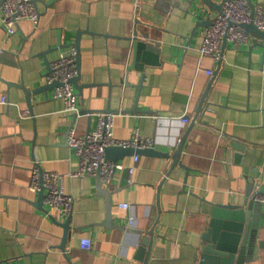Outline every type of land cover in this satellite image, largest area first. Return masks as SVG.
<instances>
[{
	"label": "crops",
	"instance_id": "0c3cea01",
	"mask_svg": "<svg viewBox=\"0 0 264 264\" xmlns=\"http://www.w3.org/2000/svg\"><path fill=\"white\" fill-rule=\"evenodd\" d=\"M254 1L264 8V0ZM37 6L36 24L23 19L12 35L0 24V264H194L209 202L243 204L252 184L264 191V47L227 40L221 62L202 57L206 25L195 31L199 17L189 0H37ZM137 31H148L160 46L159 63L144 71L134 66ZM77 41L82 107L123 110L115 115L118 138H131L138 127L171 154L119 159L109 195L96 175H71L80 162L65 137L73 125L92 131L97 118L64 111L54 87L40 88L49 65ZM24 109L33 116L19 118ZM183 137L180 162L191 169L177 164L167 176ZM35 160L67 174L64 186L75 198L67 238V217L44 199L42 208L40 193L29 187ZM261 211L255 237L263 246L244 264H264V203ZM130 213L136 224L128 227ZM152 229V246L141 250ZM83 237L93 241L90 249Z\"/></svg>",
	"mask_w": 264,
	"mask_h": 264
},
{
	"label": "built area",
	"instance_id": "2783aa9c",
	"mask_svg": "<svg viewBox=\"0 0 264 264\" xmlns=\"http://www.w3.org/2000/svg\"><path fill=\"white\" fill-rule=\"evenodd\" d=\"M139 4H137L138 6ZM222 11L217 12L213 22L207 25L203 31L202 43L199 52L202 57L208 56L213 60L221 62L224 58V40L232 41L235 46L241 44L248 45L253 39L252 33L241 26L242 23L254 22L264 29V8L261 3H254L251 7L248 0H227L222 6ZM40 17L37 0H3L0 5V24L6 33L12 35L17 31L19 22L23 19L32 20L35 24ZM3 49H0L2 52ZM78 48L75 43L66 52L50 64V70L46 73V82L58 81L54 88V97L64 101V111L76 116L87 115L97 118L96 127L92 131L80 133L76 125L70 126L65 134L66 140L74 154L79 159L80 167L73 176H97L101 175L104 185L113 181L118 162L107 157L106 148L111 145L134 148H146L153 146L154 140L151 137H144L140 134L138 127L135 128L133 136L128 139H120L114 134L115 115L123 110H85L80 101L76 83L73 78L79 73ZM209 74L212 69L207 70ZM3 102L10 103L7 97H3ZM33 116L31 110H21L18 117ZM139 154H135L138 160ZM130 177L129 183H133L132 174L135 171L133 165L127 167ZM31 180L29 187L31 190L40 193L45 190L44 201L51 211H58L64 217H68L73 212L75 198L65 189L66 173L44 170L38 161H33L31 169ZM255 200L264 203V192L256 187L253 192ZM120 205L130 210L128 202ZM128 227L136 224V216L130 213L127 217ZM82 247L90 249L93 241L89 237L81 239Z\"/></svg>",
	"mask_w": 264,
	"mask_h": 264
},
{
	"label": "water",
	"instance_id": "95a60500",
	"mask_svg": "<svg viewBox=\"0 0 264 264\" xmlns=\"http://www.w3.org/2000/svg\"><path fill=\"white\" fill-rule=\"evenodd\" d=\"M3 0H0V5ZM164 1V0H162ZM170 0H167V2ZM190 5L195 7L196 14L199 17V20L196 24L195 31H197L201 26H207L213 22L214 17L217 12H221L222 6L227 0H189ZM248 3L251 7L254 6V0H248ZM206 15L204 19L202 16ZM241 26L253 35V46L261 45L264 47V42L259 41L264 39V29L257 26L254 22L242 23ZM227 39L224 40L223 52L224 55L226 48ZM78 48V66L79 73L73 78L74 83H76L77 88L81 85L78 83V78L81 71L80 66V48L78 47V41L75 43ZM132 47L134 49V66L142 71L145 70L147 64H157L158 52L160 51L159 43H156L154 40H151L149 32L145 31L142 35L137 31L134 36H132ZM252 51V49H251ZM49 65V70H50ZM58 81L53 83H47L42 85L40 88L56 87ZM27 90V96L31 97V91ZM38 91V90H37ZM113 110V109H109ZM107 110V111H109ZM134 111H140L139 108H134ZM91 118V117H90ZM185 137L182 138L180 145L175 150L173 157V162L171 167L167 172L169 176L175 169L176 165H182L187 169V166L182 161L180 162V157L182 153V146L184 144ZM237 148H242V145L239 142H235L234 145ZM106 153L108 158H112L115 162H118L119 159L124 158L128 154H139V153H150L159 156L170 157L171 154L166 151H160L154 146H147L146 148H134L132 146L123 147V146H114L106 148ZM98 178V188L103 193L109 195L111 192V183L104 185L101 179L100 173L97 174ZM255 190V185L252 184L250 189L247 192V198L245 203H237L228 201V203H214L211 204V208L208 212H205V219L202 226L201 238L203 244L201 246V251L197 255V259L194 264H244L248 261H251L255 256H259L258 249L263 246V243L257 245V231L259 226V218L263 213L262 202H259L254 199L253 192ZM264 192V191H262ZM46 195L44 189L40 192V198L38 200L39 205L43 208V199ZM111 208L109 207V214L107 219V224L112 225V216ZM71 215L66 218L62 224L66 228L65 238L68 237L69 231L71 229ZM148 238L144 239V242L141 246V250H144L148 245L152 246L154 229L149 231ZM148 256H145L147 262Z\"/></svg>",
	"mask_w": 264,
	"mask_h": 264
}]
</instances>
